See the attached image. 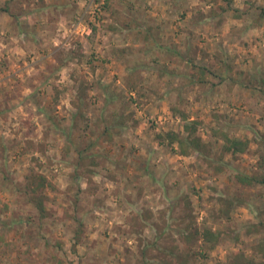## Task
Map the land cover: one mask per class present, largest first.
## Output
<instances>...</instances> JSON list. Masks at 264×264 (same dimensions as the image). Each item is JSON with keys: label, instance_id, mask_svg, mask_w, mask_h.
I'll return each mask as SVG.
<instances>
[{"label": "rangeland", "instance_id": "obj_1", "mask_svg": "<svg viewBox=\"0 0 264 264\" xmlns=\"http://www.w3.org/2000/svg\"><path fill=\"white\" fill-rule=\"evenodd\" d=\"M263 154L264 0H0V264H264Z\"/></svg>", "mask_w": 264, "mask_h": 264}, {"label": "trees", "instance_id": "obj_2", "mask_svg": "<svg viewBox=\"0 0 264 264\" xmlns=\"http://www.w3.org/2000/svg\"><path fill=\"white\" fill-rule=\"evenodd\" d=\"M221 10L225 11L226 9H224V7L221 8ZM233 17H241L244 14V9H233ZM221 17V14H220ZM161 48L164 51H167L170 54H174V55H179V51L175 50V49H171L169 46L166 45H161ZM182 58H184L182 56ZM187 63H189L192 67L197 69V74L199 75L198 77L201 78V76L203 74H205V71H208L209 69L205 66V65H199V64H195L193 62V59L191 58H187L185 60ZM192 77L191 79H194V74H191ZM188 117L186 115H182V120H183V130L185 132L184 135H181L178 132H172L169 131L167 132V137L169 142L172 144L174 142L177 143L178 145V151L180 154H188L189 150L192 152L197 153V155H199V157H203V155H201V149L203 147V143L201 141V138L196 134V127L198 125V121L195 119H189V121L187 120ZM106 131L108 128H105ZM110 134V133H108ZM220 135L222 136V140H223V148L225 149L226 152H228L230 155H235L238 152H244L246 151L247 147H248V142L247 139L245 138H238V137H231L229 136L226 132H221ZM79 151V156L82 154V150H78ZM93 156V155H92ZM259 166L260 169L262 170L258 175H241L238 176V180L246 185H254V184H264V154L262 155L260 161H259ZM45 177L42 175H39V180L38 181H28L25 184L26 187V192H28V196L26 198V202H32V204H34L37 209L41 212V214H45L44 212V207L43 205L45 204V199H47V196L43 195L42 193H37V190H40L41 188L43 189L44 186V181H45ZM41 189V190H42ZM264 212V211H263ZM162 218V217H161ZM138 220L141 221V219L138 217ZM163 222L167 223V221L165 219H162ZM260 224H264L262 221H260ZM210 233V231H205L203 233L204 236H208ZM210 237L214 240L217 237L213 234H210ZM209 238V237H208ZM210 239V238H209ZM264 240L261 241L260 243V249L262 247V250L264 251ZM263 256H264V252H262Z\"/></svg>", "mask_w": 264, "mask_h": 264}]
</instances>
